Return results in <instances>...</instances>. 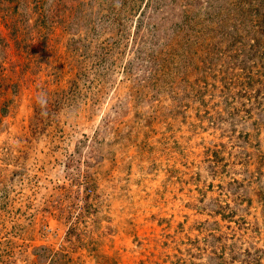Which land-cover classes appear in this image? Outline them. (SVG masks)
Instances as JSON below:
<instances>
[{"label": "rangeland", "instance_id": "1", "mask_svg": "<svg viewBox=\"0 0 264 264\" xmlns=\"http://www.w3.org/2000/svg\"><path fill=\"white\" fill-rule=\"evenodd\" d=\"M244 1L0 0V264H264Z\"/></svg>", "mask_w": 264, "mask_h": 264}, {"label": "trees", "instance_id": "2", "mask_svg": "<svg viewBox=\"0 0 264 264\" xmlns=\"http://www.w3.org/2000/svg\"><path fill=\"white\" fill-rule=\"evenodd\" d=\"M242 3H244L245 4V1L243 0V2ZM239 12H240V15H241V22L243 23V22H247V23H255V24H252L254 27L253 28H255V27H257V28H255V29H258V30H261V31H263L264 32V30L262 29L263 28V26H264V21H260V20H253L250 16H249V12H252V9H247V10H242V9H240V10H238ZM254 11H256L255 9H254ZM256 39V38H255ZM254 39V40H255Z\"/></svg>", "mask_w": 264, "mask_h": 264}]
</instances>
